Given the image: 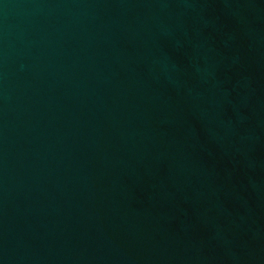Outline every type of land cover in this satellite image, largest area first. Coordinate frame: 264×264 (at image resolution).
I'll list each match as a JSON object with an SVG mask.
<instances>
[{
  "label": "water",
  "instance_id": "1",
  "mask_svg": "<svg viewBox=\"0 0 264 264\" xmlns=\"http://www.w3.org/2000/svg\"><path fill=\"white\" fill-rule=\"evenodd\" d=\"M0 264H264V0H0Z\"/></svg>",
  "mask_w": 264,
  "mask_h": 264
}]
</instances>
